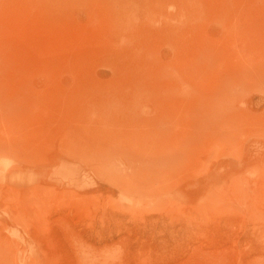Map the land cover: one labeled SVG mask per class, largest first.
I'll list each match as a JSON object with an SVG mask.
<instances>
[{"label":"rangeland","instance_id":"1","mask_svg":"<svg viewBox=\"0 0 264 264\" xmlns=\"http://www.w3.org/2000/svg\"><path fill=\"white\" fill-rule=\"evenodd\" d=\"M0 264H264V0H0Z\"/></svg>","mask_w":264,"mask_h":264}]
</instances>
